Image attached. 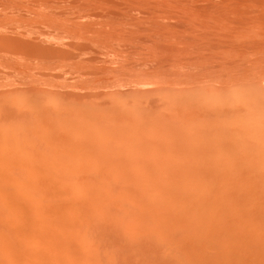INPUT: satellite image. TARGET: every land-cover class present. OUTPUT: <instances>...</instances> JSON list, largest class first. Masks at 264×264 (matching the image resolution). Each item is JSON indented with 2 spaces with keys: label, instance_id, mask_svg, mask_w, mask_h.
Here are the masks:
<instances>
[{
  "label": "rangeland",
  "instance_id": "rangeland-1",
  "mask_svg": "<svg viewBox=\"0 0 264 264\" xmlns=\"http://www.w3.org/2000/svg\"><path fill=\"white\" fill-rule=\"evenodd\" d=\"M0 131V264H264V0H0Z\"/></svg>",
  "mask_w": 264,
  "mask_h": 264
},
{
  "label": "bare ground",
  "instance_id": "bare-ground-1",
  "mask_svg": "<svg viewBox=\"0 0 264 264\" xmlns=\"http://www.w3.org/2000/svg\"><path fill=\"white\" fill-rule=\"evenodd\" d=\"M63 74H64V73H63ZM74 74H75V73H74ZM69 75H70V74H69ZM75 75H76V74H75ZM43 76H44V75H43ZM67 76H68V75H67ZM58 78H59V77H58ZM65 78H66V77H65ZM39 79H40V78H39ZM69 79H70V78H69ZM71 79H72V78H71ZM51 80H52V79H51ZM51 80H50V81H51ZM54 82H55V81H54ZM30 87H31V86H30ZM62 87H63V86H62ZM62 89H63V88H62ZM59 91H60V90H59ZM72 91H73V90H72ZM65 93H66V92H64L63 94H65ZM65 95H66V94H65ZM46 106H47V105H46ZM46 106H45V107H46ZM45 107H44V108H45ZM39 108H41V107H39ZM55 109H58V108H55ZM55 109H54V110H55ZM40 110H41V109H40ZM46 110H48V109L46 108ZM54 110L51 111V112L53 113ZM59 110H60V109H59ZM59 110H58V112H60ZM37 111H39V110H37ZM44 111H45V110H44ZM47 112H48V111H47ZM15 113H16V112H15ZM42 113H43V112H42ZM35 114H36V113H35ZM43 114H44V113H43ZM48 114H49V113H48ZM54 114H55V113H53L52 115H54ZM21 115H22V114H21ZM56 115L58 116V114H56ZM5 116H6V115H5ZM5 116H4V117H5ZM7 116H8V115H7ZM35 116H36V115H35ZM35 116H34V117H35ZM43 116H44V115H43ZM45 116H46V115H45ZM49 116H50V115H49ZM54 116H55V115H54ZM54 116H53V117H54ZM57 116H56V117H57ZM22 117L24 118V117H26V115H25V116L23 115ZM56 117H55V118H56ZM61 117H62V116H61ZM19 118H20V117H19ZM46 118H47V117H46ZM67 118H68V117H67ZM67 118H66V119H67ZM4 119H5V118H4ZM4 119H3V120H4ZM37 119H38V118H37ZM37 119H36V120H37ZM48 119H49V122H50V118H47V120H48ZM52 119H54V118H52ZM60 119H61V118H60ZM60 119H59V120H60ZM69 119H70V118H69ZM101 121H103V120H101ZM49 122H48V123H49ZM108 122H109V121H108ZM6 123H7V122H6ZM102 123H103V122H102ZM4 124H5V123H4ZM23 125H24V124H23ZM103 125H105V124H103ZM106 126H107V125H106ZM109 126H111V125H109ZM109 126H108V127H109ZM122 126H123V123H122V125H120V129H121V130H120V131H119V130L117 131V132H121V131H122L123 133H125V134L121 133L122 136H130V137H133V136L138 135L139 132H140V131H138V130H139V127H140L138 124H134V125L131 124L132 127H130L129 124L126 125V126H123V127H122ZM127 126H129V127H127ZM133 126H134L135 128H137L138 130L134 129ZM101 127H102V126H101ZM112 127H113V124H112ZM112 127H111V129H112ZM121 127H122V128H121ZM106 128H107V127H106ZM106 128H105V129H106ZM109 128H110V127H109ZM114 128H115V124H114ZM116 129H117V126H116ZM118 129H119V128H118ZM0 132H1V131H0ZM109 132H110V130H109ZM1 133H2V132H1ZM112 133H113V131H112ZM4 134H6V133H4ZM113 134H114V133H113ZM116 134H117V133H115V135H114V139L117 138V137H115V136H117L118 134H117V135H116ZM131 134H132V136H131ZM7 135H9V134H7ZM7 135H5V137H6ZM49 135H50V134H49ZM110 135L112 136V134H110ZM0 136H1V135H0ZM47 136H48V135H47ZM47 136H46V137H47ZM51 136H52V135H51ZM57 136H58V135H57ZM59 136H60V135H59ZM119 136H120V135H118V137H119ZM2 137H3V136L0 137L1 140H4ZM5 137H4V138H5ZM60 137H61V136H60ZM60 137H59V139H60ZM62 137H63V136H62ZM136 137H137V136H136ZM43 138H45V137L43 136ZM50 138H51V137H50ZM50 138H47V140L50 139ZM57 138H58V137H57ZM64 138H65V136H64ZM67 138H69V137H67ZM67 138H66V139H67ZM70 138H71V137H70ZM70 138H69V139H70ZM123 138H124V137H123ZM6 139H7V137H6ZM59 139H58V142H59ZM61 139H62V138H61ZM124 139H125V140H124ZM124 139H122L123 142H125V141L128 142V139H131V138H127V140H126V137H125ZM137 139H138V138H137ZM137 139L135 138V140H137ZM9 140H10V138H9ZM37 140H38V139H36L35 141L37 142ZM39 140H40V138H39ZM39 140H38V141H39ZM41 140H42V137H41ZM43 140H44V139H43ZM51 140H52V139H50V142H51ZM53 140H56V139H54V137H53ZM70 140H71V139H70ZM117 140H118L120 143L122 142L121 139H120V140L117 139ZM5 141H6V140H5ZM12 141H13V140H12ZM118 141H117V142H118ZM130 141H131V140H130ZM2 142H3V141H2ZM13 142H14V144H15V141H13ZM45 142H46V141H45ZM48 142H49V141H48ZM56 142H57V140H56ZM56 142H53V143H56ZM65 142H66V141H65ZM69 142H70V141H68V143H69ZM114 142H115V140H114ZM8 143H10V142L8 141ZM11 143H12V142H11ZM11 143H10V144H11ZM16 143H17V142H16ZM37 143H38V142H37ZM37 143H36V144H37ZM63 143H64V141H62V143H61V141H60V144H63ZM66 143H67V142H66ZM73 143H74V142L71 141V146H72V147H71V146L69 147V146H68L69 144H68V145H64V146L61 145V146H62V147L68 146V147L70 148V150H71L70 152H72L74 149L76 150V148L72 149L73 147H75V144H73ZM103 143H104V142H103ZM107 143H109V142H107ZM40 144H42V143H40ZM46 144L48 145V143H46ZM56 144H57V143H56ZM56 144H55V145H56ZM72 144H73V145H72ZM104 144H105V143H104ZM15 145H16V144H15ZM15 145H14V146H15ZM17 145H18V144H17ZM44 145H45V144H44ZM50 145H52V144H49V145H48L49 148H51ZM58 145H59V144H58ZM98 145H99V144H98ZM12 146H13V143H12V145H11V150L8 149L9 151H3L2 149H0V150H2V151H0V152H2V154L0 153L1 156H7V159H11V157L8 158V156H9V155L11 154V152H12ZM48 146H47V147H48ZM61 146H59L58 149H61L60 151H63L64 149L62 150V147H61ZM107 146H108V144H107ZM123 146H124V144H123ZM9 147H10V146H9ZM37 147H39V146H37ZM40 147H41V146H40ZM47 147H46V148H47ZM17 148H18V146H17ZM53 148H55L54 145H53ZM69 148H68V150H69ZM88 148H89V147H88ZM88 148H87V150H88ZM107 148L109 149V147H107ZM14 149H15V148H14ZM43 149H44V148H43ZM84 149H85V148H84ZM90 149H91V148H90ZM97 149H98V148H97ZM6 150H7V149H6ZM50 150H51V149H50ZM53 150H54V149H53ZM55 150H56V148H55ZM55 150H54V152H56ZM75 150H74V152H73V156H74V154H75ZM87 150H85V151L87 152ZM120 150H121V149H120ZM126 150H127V149H125V150L123 149V150H122L123 152L120 151V152H118V153H119L120 155H121V154L126 155V154H124V152H125V153L127 152ZM14 151H15V150H14ZM16 151H17V149H16ZM16 151H15V152H16ZM76 151H77V150H76ZM78 151H79V150H78ZM88 151H90V150H88ZM3 152H4V153H3ZM5 152H6V153H5ZM15 152H14V154H15ZM50 152H52V151H50ZM65 152H67V150L64 151L63 154H65ZM68 152H69V151H68ZM68 152H67V153H68ZM82 152H83V151H82ZM95 152H96V151H95ZM99 152H100V154H99V155L96 154V155L101 156V157L104 156L103 159H105V158L109 159V158L112 156L111 159H109V160H112V161H114L115 163H118V161H119V163H120V159H121V157H120V156L118 155V153H116L115 151H112V150L110 151V149L107 150V149H105V148L103 147V149H100ZM47 153H48V152H47ZM52 153H53V152H52ZM57 154H58V151H57ZM79 154H80V153H79ZM101 154H102L103 156H102ZM53 155H54V153H53ZM66 155H67V154H66ZM77 155H78V154H77ZM123 155H122V156H123ZM55 156H56V155H55ZM61 156H62V155H61ZM68 156H69V155H68ZM68 156H67V157H68ZM109 156H110V157H109ZM12 157H13V156H12ZM57 157H58V155H57ZM62 157H63V156H62ZM70 157H71V156H70ZM75 157H76V156H74V157H72V158L76 160ZM108 157H109V158H108ZM124 157H125V156H124ZM126 157H127V156H126ZM5 158H6V157H5ZM59 158H60V157H59ZM59 158H58V160H59ZM98 158H100V157H98ZM60 159H61V158H60ZM100 159H102V158H100ZM58 160H57V161H58ZM62 160L64 161L63 158H62ZM69 160L71 161L70 158H69ZM77 160H78V159H77ZM63 161H60V164L63 163ZM73 161H74V160H73ZM20 164H21V163H20ZM51 164H52V163H51ZM56 164H57V163H56ZM64 164H65V161H64ZM71 164H73V163H71ZM61 165H62V164H61ZM65 165H66V164H65ZM68 165L70 166V163H68ZM74 165L76 166V163H74ZM44 166H45V165H44ZM47 166H48V165H47ZM47 166H46V168H47ZM49 166H50V165H49ZM52 166H53V165H52ZM52 166H51V167H52ZM13 167H14V166H13ZM41 167H42V166H41ZM53 167H54V166H53ZM24 168H26V167H24ZM43 168H44V167L40 168V171H41V169H43ZM58 168H59V166H58ZM65 168H66V167H65ZM47 169H49V168H47ZM53 169H54V168H52V171H49V170H48L50 175H52L51 172L54 171ZM55 169H56V168H55ZM67 169H68V168H67ZM22 170H23V168H22ZM38 170H39V168H38ZM43 170H44V169H43ZM19 171H20V170H19ZM26 171H27V170H26ZM45 171H46V170H45ZM45 171H42V172H45ZM57 171H58V170H57ZM61 171H62V170H61ZM14 172H16V171H14ZM46 172H47V171H46ZM66 172H67V171H66ZM71 172H72V171H71ZM71 172H70V173H71ZM77 172H78V171H77ZM57 173H58V172H57ZM0 174H1V172H0ZM4 174H5L4 176H6L7 173H4ZM45 174H46V173H45ZM49 174H47V176H48ZM60 174H62V173H60ZM75 174H76V172H75ZM75 174H74V175H75ZM1 175H2V176H1ZM1 175H0V176L3 177V172H2ZM27 175H28V173H27ZM72 175H73V174H72ZM72 175H71V176H72ZM76 175H77V174H76ZM76 175H75V176H76ZM134 175H135V174H134ZM94 176H95V175H94ZM1 177H0L1 181H2V179L4 178L3 181H2V182H4L6 177H3V178H1ZM54 177H55V176H54ZM62 177H63V176H62ZM49 178H50V176H49ZM56 178H57V177H56ZM69 178H70V177H69ZM92 178H93V177H92ZM95 178H96V177H95ZM8 179H9V178H8ZM52 179H53V178H52ZM66 179H67V178H66ZM68 180H69V179H68ZM75 180H76V179H75ZM1 181H0V184H2ZM6 181H7V180H6ZM10 181H11V180H10ZM13 182H15V181H13ZM7 183H10V182H7ZM7 183H6V184H7ZM11 183H12V181H11ZM11 183H10V184H11ZM15 183H16V182H15ZM17 183H18V182H17ZM12 184H13V183H12ZM20 185H22V184H20ZM41 185H42V183H41ZM14 186H15V185H14ZM7 187H8V186H7ZM11 189H12V188H11ZM16 189H17V188H16ZM42 189H43V188H42ZM42 189H41V190H42ZM1 190H2V188H1ZM19 190H20V188H19ZM47 190H49V189H46V191H47ZM13 191H14V190H13ZM43 191H44V189H43ZM46 191H44V192L46 193ZM5 192H8V190L5 191ZM11 192H12V190H11ZM41 192H42V191H41ZM44 192H43L42 195H44ZM48 194H49V193H48ZM2 195H3V194H2ZM6 195H9V194H6ZM46 196H47V195H46ZM48 196H49V195H48ZM52 199H53V198H52ZM4 212H5V210H4ZM6 213H7V212H6Z\"/></svg>",
  "mask_w": 264,
  "mask_h": 264
}]
</instances>
